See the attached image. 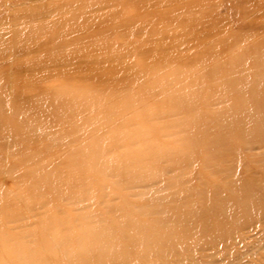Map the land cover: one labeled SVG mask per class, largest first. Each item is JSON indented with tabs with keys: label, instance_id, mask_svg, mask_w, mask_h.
I'll return each mask as SVG.
<instances>
[{
	"label": "rangeland",
	"instance_id": "374dc122",
	"mask_svg": "<svg viewBox=\"0 0 264 264\" xmlns=\"http://www.w3.org/2000/svg\"><path fill=\"white\" fill-rule=\"evenodd\" d=\"M0 264H264V0H0Z\"/></svg>",
	"mask_w": 264,
	"mask_h": 264
}]
</instances>
